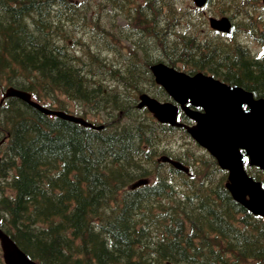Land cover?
Here are the masks:
<instances>
[{"label":"trees","instance_id":"16d2710c","mask_svg":"<svg viewBox=\"0 0 264 264\" xmlns=\"http://www.w3.org/2000/svg\"><path fill=\"white\" fill-rule=\"evenodd\" d=\"M53 1L0 0V85L37 98L59 92L132 114L131 100L117 88L133 93L140 84L122 80L101 60L76 58L54 45L46 15ZM162 2L145 0L139 9L155 16L156 50L169 62H196L204 52L188 35L192 29L175 33ZM244 14L249 28L252 14ZM211 53L230 82H264V64L251 61L241 45L219 44ZM134 68L132 76L141 77ZM100 75L106 76L102 85L84 78ZM169 132L145 116L118 130L93 131L6 99L0 105V139L6 137L0 173L9 194L0 200L2 226L42 264H264V220L231 198L214 161L194 168L179 190L168 184L170 168L156 169L153 185L124 190L150 172L152 148Z\"/></svg>","mask_w":264,"mask_h":264},{"label":"water","instance_id":"95a60500","mask_svg":"<svg viewBox=\"0 0 264 264\" xmlns=\"http://www.w3.org/2000/svg\"><path fill=\"white\" fill-rule=\"evenodd\" d=\"M202 5L205 0H194ZM211 26L217 30L229 31L227 18L210 19ZM156 82L162 84L166 91L178 102L190 99L193 105H202L205 113L186 111L196 120V125L186 130L205 147L217 160L221 168L227 169L228 182L226 188L232 197L255 215L264 217V189L259 182L248 177L243 169L244 157L241 150L249 157V164L264 169V100L253 101L250 96L237 86H228L211 77L196 74L192 77L178 73L163 64L151 67ZM6 95L18 96L29 101V94L15 89H8ZM138 107L146 106L154 116L162 122L175 125L176 110L168 104H161L147 95H140ZM249 105L248 111L240 109L241 103ZM33 106L46 111L35 103ZM72 121L89 125L81 119L56 113ZM177 125V124H176ZM176 168L187 171L180 163L169 160ZM146 179L138 180L130 187L145 184ZM248 196V199L246 198ZM0 246L6 264H37L28 258L14 242L0 229Z\"/></svg>","mask_w":264,"mask_h":264},{"label":"rangeland","instance_id":"374dc122","mask_svg":"<svg viewBox=\"0 0 264 264\" xmlns=\"http://www.w3.org/2000/svg\"><path fill=\"white\" fill-rule=\"evenodd\" d=\"M80 1V3H82V6H87L86 8H84L85 11V15H87L88 20L86 21L87 26H91L93 23L95 24H100L102 26H104L105 28H108V22L109 21H113L117 27H116V31L112 32L111 34L113 36L107 35V33H110L108 31L104 32V37L101 38L100 40H98L97 43H95L96 45L94 46V49L98 50L99 54L101 55H105L107 56L109 59L114 60V52L110 51V50H117V48L115 47V39L117 38H121L125 36V33L128 32V27L124 21V19L121 17L122 14H120V12L114 11L113 9H111L110 7H107V3L103 0H78ZM123 2H126L125 0H122ZM238 1L240 0H225V5L223 4V0H210V2L207 4V6L199 11H195L194 10V6L191 0H167V3L170 5V11H171V15H175L174 17H172L169 20V24L172 25H181L182 27H184L183 29L185 30H189L191 26H193L192 28L197 32V37L200 39L198 40L197 37H195V41H204L206 42V44L208 45H219V44H225V42H232L233 43H237V44H245L246 48L248 51L251 52V54L253 55H259L260 53H262L264 51V47H263V41H264V4L261 3L260 0H249V1H253L252 3H250L248 6V9L243 10V8L241 9L238 5L240 3H238ZM134 2L136 4H141L143 2V0H134ZM134 3V6H135ZM222 4V5H220ZM126 6V5H125ZM125 6H123V8H125ZM63 11H65V9H62ZM250 10V12H252L253 16H254V21L253 22H249L250 25L253 26V28H249L250 31H247L243 28H241V24L243 23V19L245 15L244 11L248 12ZM81 15H83L80 12ZM89 15H95L94 16V21L92 22L89 18L91 16ZM221 17V16H226L228 18H230L233 22V24L236 25L235 29H233L232 33L228 36H224L222 34L216 33L214 31H212L208 25H207V18L208 17ZM205 22V23H204ZM159 28V27H158ZM157 28V29H158ZM245 28V27H244ZM86 30V29H85ZM179 29H175V33L176 31H178ZM98 33H101L100 31L96 32V35ZM88 34H90L88 32ZM83 35L80 34V37ZM91 38L90 41H94L96 36L91 33ZM146 36H144L145 38ZM176 37V36H175ZM173 39V38H172ZM171 37L168 38V41H172ZM182 39V38H181ZM105 41L110 43L111 45L107 44L105 45ZM155 41V40H154ZM180 41V40H179ZM153 42H149V46L150 44L152 45ZM156 44H153V49L152 51L155 50V46ZM113 47V48H112ZM112 48V49H110ZM125 50L120 49V53H124ZM156 52V51H154ZM126 58L129 57L128 53H124ZM161 54V53H160ZM132 54H130L131 56ZM133 56V55H132ZM119 57V55L117 56V58ZM125 59V58H121L120 60ZM134 63L136 64H141V60L138 56H136V54H134V56L132 57ZM132 62V61H131ZM213 64H219L217 62H213ZM213 64L211 66H213ZM124 69H122L120 71L121 74H123V72H127L128 76L125 78L127 81L129 79H131V76L133 75V67L131 69H129V66L127 68V66L123 67ZM137 68V67H136ZM134 68L135 72H141L142 70H144L145 68H139L136 69ZM189 68H193L188 66ZM218 68V71L221 72L222 70ZM106 77V76H105ZM105 77L103 75L98 76V80L104 81ZM135 82H137L138 84H140V87L143 88H147L149 86V80L146 77H143L142 80L138 77L134 78ZM132 80H129V82H131ZM261 82H256L257 85H259ZM264 87L262 86L260 88V90H263ZM117 90L120 92H122V94L126 91L125 88H117ZM113 92V90H112ZM1 87H0V98H1ZM126 97H135V92L132 94L126 93L124 94ZM138 96V94L136 95V97ZM58 101H60L59 103L62 104L63 106H65L68 110V112H75L77 111L76 108V104L73 102H70L69 100L66 99V97L63 96H58ZM43 103H46L48 105H52V101L51 100H42ZM54 105V104H53ZM85 107H78L79 109L82 110V112H86L87 114V118L89 120L92 121H96V122H100L102 120V118H110V121L115 119L117 117V115L114 112H107L106 108H97L93 109L92 111H94V113H90L89 111V106L88 105H84ZM144 114L141 113H137V112H133L132 113V117L136 116V117H141ZM126 119H122L121 122H126ZM114 126L113 127H118L117 125V120L114 121ZM174 135V136H173ZM172 136H167L165 138V141L162 144H158V147H160L161 149H168L173 153H179L181 151L186 152L187 151V155L190 156V158L195 157L196 160L199 159H206L208 157L207 154H205L203 151H201L200 149H198L197 146H195L190 139H187L185 137H183L180 133L178 135L177 134H173ZM154 147H156V144H154ZM183 148V149H181ZM0 156H2V153L0 152ZM157 156V155H156ZM158 157V156H157ZM156 157V158H157ZM193 164L195 165V169H198L201 165L200 162H196L195 160L193 161ZM151 180V178L149 179V181ZM176 182H173L174 184L177 185H182L183 182V177L179 176L178 178L175 179ZM2 183L4 181H1Z\"/></svg>","mask_w":264,"mask_h":264},{"label":"flooded vegetation","instance_id":"af4514ba","mask_svg":"<svg viewBox=\"0 0 264 264\" xmlns=\"http://www.w3.org/2000/svg\"><path fill=\"white\" fill-rule=\"evenodd\" d=\"M257 98V97H256Z\"/></svg>","mask_w":264,"mask_h":264}]
</instances>
